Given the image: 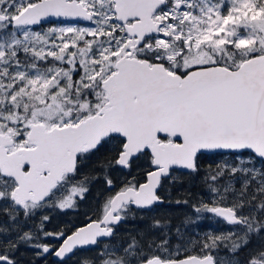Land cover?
<instances>
[{
    "label": "water",
    "instance_id": "95a60500",
    "mask_svg": "<svg viewBox=\"0 0 264 264\" xmlns=\"http://www.w3.org/2000/svg\"><path fill=\"white\" fill-rule=\"evenodd\" d=\"M161 2L117 0L114 10L122 21L137 16L139 21L128 30L143 32L152 21L151 11ZM5 21L7 16L0 13V22ZM62 21L88 23L91 14L76 0H39L13 16L11 25ZM130 55L116 60V70L102 81L106 102L92 115L76 124L51 128L32 122L27 132L31 146L11 152L7 147L14 144V138L0 132V172L14 179L10 198L19 207L44 202L63 177L75 171L78 155L96 149L110 136L124 140L116 160L121 169L143 152L152 158L145 181L116 192L100 220H89L67 236L59 235L62 243L56 250L42 246L43 255L52 253L54 260L63 261L77 249L109 239L112 227L124 219L119 213L124 205L151 209L161 204L162 179L171 170L194 171L198 154L247 151L264 161V54L235 69L207 65L183 75ZM214 213L231 223L240 221L228 207H217ZM139 264H215V259L212 254L171 260L152 256Z\"/></svg>",
    "mask_w": 264,
    "mask_h": 264
},
{
    "label": "trees",
    "instance_id": "16d2710c",
    "mask_svg": "<svg viewBox=\"0 0 264 264\" xmlns=\"http://www.w3.org/2000/svg\"><path fill=\"white\" fill-rule=\"evenodd\" d=\"M10 1L0 0V7ZM5 24L11 26L0 23ZM100 82L101 79L96 81L98 96H88L94 99V107L105 102ZM160 139L170 140L168 137ZM123 145L121 137L110 136L96 149L79 155L76 171L64 177V182L85 190L72 208L57 209L51 200V206L46 209L43 204H32L33 210L27 214L24 208L8 207L7 218L20 215V227L24 229L19 240L21 264H104L105 261L107 264H139L152 256L171 260L208 253L214 256L216 264L220 260L224 264H244L246 258L251 264L254 257L264 264V234H254V238L244 241L245 226L241 222L233 224L213 213L215 207H229L236 210L247 225L252 221L263 225L264 162L256 158L259 165L247 167V161L241 164H237V160L223 162L226 157L231 160L235 155L220 153L198 154L194 171L172 170L162 179L158 189L163 199L161 204L147 210L124 206L120 211L124 219L113 227L109 239L101 240L89 249L77 250L67 261L56 262L30 247L35 242L50 241L51 233L47 229L52 217L60 221L58 232H70L89 220H100L116 192L145 181L152 167L150 154H139L124 170L116 162ZM7 218L0 213V234L10 227Z\"/></svg>",
    "mask_w": 264,
    "mask_h": 264
},
{
    "label": "rangeland",
    "instance_id": "374dc122",
    "mask_svg": "<svg viewBox=\"0 0 264 264\" xmlns=\"http://www.w3.org/2000/svg\"><path fill=\"white\" fill-rule=\"evenodd\" d=\"M29 1L11 0L0 7V11L9 17L14 16L16 11L25 7V4H29ZM204 1L206 8L203 11L202 26L196 23V13L193 12L192 2L188 3L189 8L180 11L181 18L191 22L188 28L194 30L192 36L186 37V41L189 43V39L193 37V44L197 46L201 42H209L218 36L216 39L218 43L226 41L227 43L242 44L244 38L239 31V25L230 27L226 22L230 20V22L236 23L235 17L220 15L215 9L216 5L213 0ZM93 3L96 4L98 1H93ZM106 3V1L103 2L104 11L108 9ZM233 4V8H242V5L234 1ZM248 4L247 20L252 18L251 12L255 15L251 0H248ZM44 25L46 27L36 29L0 25V132L9 133L14 138L15 142L10 147L11 149L29 144L27 132L29 124L32 122H41L46 128L75 124L88 113L95 111L99 105L94 107L96 103L88 96L91 94V97L94 98L96 81L106 77L114 65L115 60H109L103 45L98 40L95 28H88L86 24L80 23H55L52 25L46 23ZM175 25L172 22V25L169 26V31L174 36L168 41L169 58H176V54L180 52V48L173 44L175 38L181 34ZM242 26H246V22ZM186 33L188 34L189 30ZM233 35H237V38L229 41ZM31 58L38 60V64L33 63ZM46 58H55V60H44ZM205 58L206 56L200 53L195 60H189L188 63L187 60L176 59L173 66L207 62L208 60H204ZM234 160H237V164L249 162L246 164L247 167L259 165L255 156H244L240 153L233 156L231 160L226 157L223 162ZM10 186L11 181L0 179V202L4 196L2 189H9ZM84 191L78 185L63 181L46 200L43 207L49 206L51 200L56 203L59 209H70ZM24 210L27 214L33 210V206L25 205ZM240 218L241 225L245 226L243 228L244 241L254 238V234L258 236L264 234V224L259 225L257 221H252L251 225H247L241 216ZM20 220L21 217L18 214L9 216L7 223L10 224V227L7 232L15 225L21 224ZM233 229L239 230L238 227ZM26 236L30 237L28 234ZM42 236L46 235L42 234ZM7 243H11L13 246V242ZM29 246L38 250L42 249L39 242ZM258 248L255 249L258 250ZM3 256L13 257L8 254ZM104 264L107 262L105 261ZM219 264L224 263L220 260ZM244 264H250L248 258L245 259ZM251 264L262 263L254 257L251 259Z\"/></svg>",
    "mask_w": 264,
    "mask_h": 264
},
{
    "label": "flooded vegetation",
    "instance_id": "af4514ba",
    "mask_svg": "<svg viewBox=\"0 0 264 264\" xmlns=\"http://www.w3.org/2000/svg\"><path fill=\"white\" fill-rule=\"evenodd\" d=\"M77 1H80L92 14L90 22L81 24H86L88 28H95L98 33V40L103 45L109 60L116 61L120 57L131 53V57L147 61L150 64H162L169 72L182 75L195 67L207 65H220L229 69H235L243 61L264 54V0H251V6L255 10V15L251 12L250 14L252 15V18L249 20H247L249 10L248 0H213L216 5L215 9L220 15L225 17L231 15L235 17L236 23H232L230 20H227L226 22L230 27L239 25V31L244 38V42L242 44H237V42L227 43L226 41L218 43L216 41L218 36H215L211 41L201 42L197 46L193 44V37L189 39V43L186 41V37L192 36L194 30L188 28V25H190L191 22H188L187 19L181 18L180 11L189 8L188 3L192 2L193 12L196 13V23L199 26H202L203 11L206 8L204 0H157L163 2H161L154 11H151L152 21L149 27L143 32H137L135 31L136 29L128 30V26L139 21L137 16L127 17L125 21H122L117 17L116 12L114 11L117 0ZM93 1H98V3L94 4ZM105 1L107 2V11H104L103 9V2ZM233 1L242 5V8H233ZM172 22L176 24L177 31L181 32L173 42L174 45L180 48V52L176 54V58H169L168 41L174 38L173 34L169 31V26L172 25ZM245 22L246 26H242ZM187 30H189L188 34L186 33ZM234 38H237V35H233L229 41ZM113 52H115V54H113ZM200 53L206 56L204 60H208L207 62L187 65L189 60H195ZM176 59L187 60V63L179 67L173 66L174 60ZM32 60L33 63L38 64V60L36 61L34 58H32ZM44 60H55V58H46ZM115 61L113 64H115ZM30 146V144L23 147H20L19 145L16 148ZM16 148L11 149L8 147L7 152H11ZM0 179L11 181L9 189H2L4 196L0 202V213L3 217L7 218V209L9 206L14 210H19L20 208L10 200L9 195L16 184L12 178L3 176L1 173ZM32 204L33 203L31 202H26V205L32 206ZM42 204H46V201ZM50 206L51 204L45 208L43 207V209L49 208ZM56 208L59 209L57 206ZM59 223L60 221L54 219V217L51 218L47 229L51 233V239L50 241L42 242L41 246L47 245L53 250H56L62 243L58 236H67L76 230L71 229L72 231L67 233L58 232ZM21 234L20 224L15 225L9 232H2L0 234V256H2L0 257V264H21L19 241ZM7 242H13V246L11 243L8 244ZM38 253L42 254V250H38ZM5 254L13 257H4L3 255ZM42 256H50L51 259L54 260L52 258V253H49L48 255L42 254Z\"/></svg>",
    "mask_w": 264,
    "mask_h": 264
},
{
    "label": "bare ground",
    "instance_id": "6f19581e",
    "mask_svg": "<svg viewBox=\"0 0 264 264\" xmlns=\"http://www.w3.org/2000/svg\"><path fill=\"white\" fill-rule=\"evenodd\" d=\"M84 209H85V208H84ZM23 226H24V225H23ZM23 228H24V227H23ZM23 230H24V229H23ZM23 230H22L21 227H20V234L23 233ZM104 241H105V240H104ZM73 256H74V255H73ZM159 257H160V256H159ZM161 258H162V257H161ZM67 260H68V259H67ZM67 260H66V261H67Z\"/></svg>",
    "mask_w": 264,
    "mask_h": 264
}]
</instances>
